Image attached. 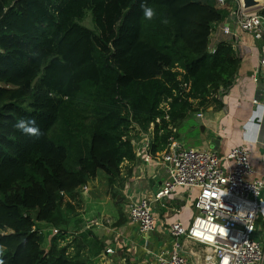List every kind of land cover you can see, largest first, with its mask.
<instances>
[{"label": "trees", "instance_id": "obj_1", "mask_svg": "<svg viewBox=\"0 0 264 264\" xmlns=\"http://www.w3.org/2000/svg\"><path fill=\"white\" fill-rule=\"evenodd\" d=\"M228 13L217 0H0L4 264H86L64 230L48 247L39 231L69 225L99 171L111 184L135 161L136 124L155 125V155L194 102L214 107L238 63L231 45L208 50L212 25ZM21 118L35 119L40 138L14 127Z\"/></svg>", "mask_w": 264, "mask_h": 264}, {"label": "crops", "instance_id": "obj_2", "mask_svg": "<svg viewBox=\"0 0 264 264\" xmlns=\"http://www.w3.org/2000/svg\"><path fill=\"white\" fill-rule=\"evenodd\" d=\"M228 15L224 21L214 23L212 28L219 29V26L229 24L232 34L224 36L213 31L210 43L216 48L221 43L232 46L238 61L234 77L228 86H221L216 92L220 104L217 102L214 107L206 105L204 109L199 102H194L193 109L177 127H171V131L182 147L217 150L221 157L235 148L246 147L257 172L248 180L254 181L264 176V132L259 141H250V133L245 131V125L255 110L253 101L264 104V76L257 72L260 44L252 34L230 23ZM261 112L264 114V109ZM200 113L203 118L198 117ZM145 127L134 126L132 131L135 136L131 134V141H134L136 159L122 164L120 177L110 184L109 177L99 171L97 177L86 185L87 191L80 193L81 206L78 214L71 217L67 230L70 236L66 243L70 245L68 251L71 254L75 253L77 243H82L78 246L86 264H157L155 255L161 252L165 243H169L168 228L177 222L189 227L197 215L195 202L199 191L178 188L166 201L152 202L158 224L155 232L141 234L138 225L130 221L127 210L132 201L138 197L152 199L157 187L167 178L165 165L157 164L156 160L150 163L144 160L145 140L155 141V125ZM89 221L90 230L85 231ZM263 230L260 224L256 233L258 241L259 233ZM145 239L150 240L146 247ZM181 242L187 250V258L193 264L217 263L206 246L189 239H181ZM110 248L114 249L115 254L106 253Z\"/></svg>", "mask_w": 264, "mask_h": 264}, {"label": "built area", "instance_id": "obj_3", "mask_svg": "<svg viewBox=\"0 0 264 264\" xmlns=\"http://www.w3.org/2000/svg\"><path fill=\"white\" fill-rule=\"evenodd\" d=\"M217 3L222 8L227 7L230 23L252 34L259 42L257 72L264 76V2L250 10L244 8L243 0H217ZM213 31L224 36L232 34L229 24ZM208 50L214 54L217 48L210 43ZM182 87L185 92L189 91L188 84ZM257 102L253 101L255 105ZM198 117L203 118L202 113ZM153 141L145 140L144 160L146 163L156 160L157 164L165 165L167 178L157 187L152 199L138 197L127 210L130 221L138 225L140 233L151 234L157 229L152 202L166 201L178 188L199 191L195 202L197 215L189 227L177 222L168 228L169 243H165L161 252L155 255L157 264H193L186 256L187 250L181 239L209 248L216 264H264V240L256 239L257 221L264 220V201L260 199L264 192V176L248 180L257 175L250 162L249 150L238 147L221 157L217 150L182 147L172 135L165 152L154 155ZM131 142L134 146V141ZM83 190L87 191L86 187ZM87 230H90V221L86 225ZM51 231L53 234L60 232L58 229ZM44 232L39 231L40 234ZM149 242L145 239V247ZM106 253L115 254V251L110 248Z\"/></svg>", "mask_w": 264, "mask_h": 264}, {"label": "clouds", "instance_id": "obj_4", "mask_svg": "<svg viewBox=\"0 0 264 264\" xmlns=\"http://www.w3.org/2000/svg\"><path fill=\"white\" fill-rule=\"evenodd\" d=\"M141 9L144 19L151 21L156 18V11L152 7L142 3ZM161 22L164 24L168 23L166 19L162 20ZM261 109H264V104L257 102L255 110L245 125V131L250 133L248 139L253 142L259 141L261 133L264 132V114H262ZM14 127L26 136L38 139L42 135L39 127L36 126V121L34 118L18 119ZM65 232L67 233V231ZM68 235L70 236V234ZM2 254V250H0V255ZM0 264H4L3 259H0Z\"/></svg>", "mask_w": 264, "mask_h": 264}, {"label": "rangeland", "instance_id": "obj_5", "mask_svg": "<svg viewBox=\"0 0 264 264\" xmlns=\"http://www.w3.org/2000/svg\"><path fill=\"white\" fill-rule=\"evenodd\" d=\"M260 1H262V2H264V0H260ZM84 25L86 26V27H88V28H90V29H93V24H92V22H91V17L89 16L88 17V19L85 21V23H84ZM148 126V125H147ZM141 127H143V128H146L145 126H141ZM134 129V128H133ZM136 131V130H135ZM133 132V131H132ZM131 132V134H133L134 136H135V132H133L132 133ZM131 134H130V136H131ZM133 135H132V137H133ZM139 137H141V134H140V136H138V138ZM86 189H88V187L86 186ZM85 191L83 190V193H84ZM260 199H263L264 200V192H263V194L261 195V197H260ZM260 224H262V227L264 228V220L263 219H259L258 221H257V225L259 226ZM41 226V228H45V226H43V225H40ZM70 228V226L69 225H67V226H62L61 228H56V229H58L59 231H61V229L62 230H64V231H67L68 229ZM77 229H79V228H77ZM44 231L45 230H48V229H43ZM50 231V230H49ZM46 231V232H44V234H45V237H46V239L50 242V240L53 238V236L54 235H57V234H52V232L50 231ZM50 233V234H49ZM260 235H261V238H260ZM263 235V236H262ZM258 238L260 239V240H264V230L261 232V233H259V236H258ZM46 243V245H44V247H47L49 244H48V242L46 241L45 242ZM45 249H47V248H45Z\"/></svg>", "mask_w": 264, "mask_h": 264}, {"label": "water", "instance_id": "obj_6", "mask_svg": "<svg viewBox=\"0 0 264 264\" xmlns=\"http://www.w3.org/2000/svg\"><path fill=\"white\" fill-rule=\"evenodd\" d=\"M261 2L260 0H243V6L246 10H250L259 6ZM213 146L215 147V143H213Z\"/></svg>", "mask_w": 264, "mask_h": 264}]
</instances>
